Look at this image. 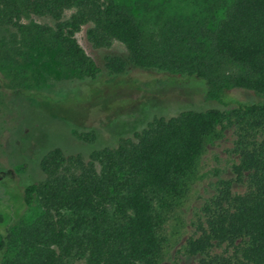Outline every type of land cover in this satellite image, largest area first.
<instances>
[{
    "label": "trees",
    "instance_id": "1",
    "mask_svg": "<svg viewBox=\"0 0 264 264\" xmlns=\"http://www.w3.org/2000/svg\"><path fill=\"white\" fill-rule=\"evenodd\" d=\"M25 15L46 16L53 25L23 24ZM84 25L95 47L116 40L126 56L106 55L99 65L76 39ZM0 27L12 28L13 36L21 37L18 44L9 45L8 50L15 45V55L37 44L54 50L86 78L109 74L110 83H120L119 77L131 67L181 71L203 81L206 102L233 103L239 156L233 171L237 180L245 177L247 189L234 193L231 181H219L217 195L205 206V220L187 240L186 250L204 255L199 264H264V0H231L210 33V58L196 52L203 49L201 44L193 47L191 36L178 31L171 39L148 43L132 14L115 0H0ZM221 60L236 69L222 72ZM165 82L154 79L152 84ZM225 84L249 91L256 99H233ZM122 117L108 118L111 133L119 136L124 130ZM224 117L220 106H184L173 114L157 111L142 131L86 154L61 145L40 148L36 142L21 147L20 137L11 130L14 163H23L30 174L34 169L41 174L21 191L23 204L37 205L40 213L12 231L3 228L0 264H72L73 259H84L85 264H159L165 213L156 204L169 208L170 201L181 196L183 180ZM23 131L27 136V126ZM73 134L89 143L97 138L93 129ZM2 186L0 181V203L6 205ZM217 244L232 249L210 253ZM9 247L15 251L7 260L4 252Z\"/></svg>",
    "mask_w": 264,
    "mask_h": 264
},
{
    "label": "rangeland",
    "instance_id": "2",
    "mask_svg": "<svg viewBox=\"0 0 264 264\" xmlns=\"http://www.w3.org/2000/svg\"><path fill=\"white\" fill-rule=\"evenodd\" d=\"M126 7L142 30L148 43L172 38L175 31L189 34L192 45L201 44L197 53L210 58V33L224 16L231 0H115ZM70 11L66 12V15ZM26 25L47 24L46 16L25 15ZM84 25L75 36L84 51L99 65L106 55L126 56L124 46L112 40L103 47H95ZM12 28L0 27V177L5 181L8 197L6 205L0 203L3 228L14 230L21 222H31L39 213L37 205L26 207L21 200L22 187L27 181L41 178V174L26 171L21 162L14 163L10 153L11 130L20 137L19 146L28 147L36 142L40 148L61 145L67 150L87 153L95 146L116 144L119 136L130 137L142 131L158 111L173 114L182 107L205 108L220 106L225 117L215 126L214 134L205 141L193 171L182 182V194L172 199L169 208H157L165 213L160 227L162 252L159 264H199L202 254H191L186 242L196 236L197 225L205 220V206L213 200L221 180L231 181L234 193H243L247 183L239 181L233 166L239 162L235 151L237 128L232 118L233 103L226 106L206 102L203 81L181 71L159 70L155 67H131L119 77L120 83L107 82L110 75L100 72L89 79L56 55L54 50L33 44L23 53L13 54L11 42L18 44ZM204 50V51H203ZM223 71H233L235 65L221 60ZM154 79L166 80L155 86ZM143 82L149 83L147 86ZM228 95L236 100L251 101L256 97L249 91L225 84ZM123 114L125 128L118 136L106 127L108 118ZM24 126V127H23ZM28 135H24L26 129ZM116 129L118 126H111ZM93 129L97 138L91 143L78 139L73 133ZM15 161H19L16 158ZM11 170L10 172H8ZM11 208V209H9ZM226 244L215 245L210 253L230 252ZM14 248L4 252L5 259L14 257ZM72 264H85L84 259H73Z\"/></svg>",
    "mask_w": 264,
    "mask_h": 264
},
{
    "label": "flooded vegetation",
    "instance_id": "3",
    "mask_svg": "<svg viewBox=\"0 0 264 264\" xmlns=\"http://www.w3.org/2000/svg\"><path fill=\"white\" fill-rule=\"evenodd\" d=\"M27 167L25 166V169H26ZM11 170H9L8 172H10ZM0 181L2 182V183H4L5 181L0 177ZM6 190L7 189H5V187L4 186H2V194H3V200L4 201H6V199H7V197H8V193H6Z\"/></svg>",
    "mask_w": 264,
    "mask_h": 264
}]
</instances>
